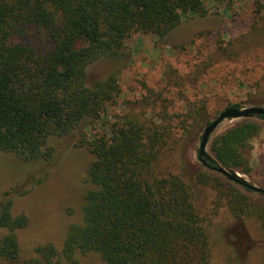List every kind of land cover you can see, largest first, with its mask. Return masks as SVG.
<instances>
[{"label": "trees", "instance_id": "trees-1", "mask_svg": "<svg viewBox=\"0 0 264 264\" xmlns=\"http://www.w3.org/2000/svg\"><path fill=\"white\" fill-rule=\"evenodd\" d=\"M252 1L261 12L262 0ZM188 12L204 15L203 1L0 0V150L24 161L47 159L50 136L76 132V146L93 155L82 222L68 227L60 251L51 243L38 245L37 257L19 260L16 230L27 217L12 215L10 192L4 193L0 264L73 262L76 254L88 253L106 264H210L191 181L212 185L234 217H254L264 228V211L231 185L235 182L188 167L187 144L210 122L204 101L187 102L184 113L172 114L166 103L146 96L143 114L129 110L110 119L108 109L121 94L117 75L86 83L88 66L100 58L121 59L131 34L162 39ZM229 107L238 104L224 109ZM260 129L241 119L212 135L208 148L215 162L207 163L249 173L250 140ZM165 158L169 166L160 170Z\"/></svg>", "mask_w": 264, "mask_h": 264}, {"label": "rangeland", "instance_id": "rangeland-1", "mask_svg": "<svg viewBox=\"0 0 264 264\" xmlns=\"http://www.w3.org/2000/svg\"><path fill=\"white\" fill-rule=\"evenodd\" d=\"M202 1L204 15L186 13L164 38L135 32L125 41L121 59L100 58L88 66L87 85L112 73L117 75L121 94L109 107L108 118L129 110L143 114L142 100L146 96H150V102L166 103L172 114L184 113L187 102L204 101L208 120L227 104L264 107V0L259 13L252 0L228 4ZM249 119L261 126L250 140L251 171L243 174L233 170L248 183L264 188V120ZM240 121L225 119L212 135ZM199 140L200 135L190 139L184 155L190 170L210 173L197 158ZM76 143V132L50 136L47 145L51 156L31 161L0 150V201L9 191L12 215L27 217V224L16 230L20 261L37 257L34 249L38 245L51 243L60 251L68 227L82 222L84 194L92 188L87 170L93 155ZM168 166L165 158L159 169ZM190 184L194 206L204 219L210 264H264V228L260 221L234 217L225 201H219L212 185ZM231 185L264 211L263 196L245 191L238 183ZM52 264L106 263L98 254L88 253L76 254L73 262L56 259Z\"/></svg>", "mask_w": 264, "mask_h": 264}, {"label": "water", "instance_id": "water-1", "mask_svg": "<svg viewBox=\"0 0 264 264\" xmlns=\"http://www.w3.org/2000/svg\"><path fill=\"white\" fill-rule=\"evenodd\" d=\"M264 116V107L262 106H247V107H229L220 111L210 122L205 125L200 134V140L197 150V158L208 169L217 172L223 175L227 180L231 182L238 183L251 192L258 193L259 195L264 196V188L258 187L256 185L250 184L245 181L239 174L233 169L223 168L221 165L216 164L210 166L207 162H215V159L211 155L210 151L208 152V144L210 137L213 132L216 130L218 125L225 119H249L253 117Z\"/></svg>", "mask_w": 264, "mask_h": 264}]
</instances>
